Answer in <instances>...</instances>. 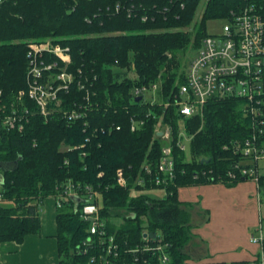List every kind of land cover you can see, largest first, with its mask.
I'll return each instance as SVG.
<instances>
[{"label":"trees","instance_id":"trees-1","mask_svg":"<svg viewBox=\"0 0 264 264\" xmlns=\"http://www.w3.org/2000/svg\"><path fill=\"white\" fill-rule=\"evenodd\" d=\"M253 1L264 8V0ZM200 2L11 0L0 5V116L20 104L28 109L21 131H0V164L13 165L0 170V244L21 243L25 236L39 233L42 202L53 196L60 204L58 264H159L150 252H132L144 244L145 235L152 245L157 239L168 244L166 264H187L183 248L190 237L188 205L178 200L177 188L247 180L228 173L243 159L240 148L251 133V122L235 97L210 99L201 117L184 118L175 110L187 66L209 35L206 21L228 19L250 0H207L193 24ZM48 39L69 48L65 70L73 80L58 92L59 106L51 105L44 117L26 97L20 103L17 93L27 86V41ZM189 50L193 54L181 66L178 54ZM50 59L46 55L42 60ZM130 63L137 79L127 77ZM155 82L161 86L154 104L132 97L135 86ZM80 107H86L80 120L63 117V111ZM130 117L145 121L139 131H130ZM179 119L192 136L191 159L186 161L185 151L173 143L175 178L165 197L132 196V188H155L144 170L148 165L155 173L161 157L163 141L155 135V125H171L176 139ZM260 137L257 142L264 146V132ZM119 169L125 188L116 184ZM137 180L145 186H137ZM87 186L100 194V216L116 244L110 254L101 239L89 237L88 222L80 218L84 199L67 195L71 190L82 194ZM257 186L264 188V174ZM115 218L122 221L117 224Z\"/></svg>","mask_w":264,"mask_h":264},{"label":"built area","instance_id":"built-area-1","mask_svg":"<svg viewBox=\"0 0 264 264\" xmlns=\"http://www.w3.org/2000/svg\"><path fill=\"white\" fill-rule=\"evenodd\" d=\"M10 1L0 0V5ZM115 10H119L118 4ZM27 48V86L25 90L17 93V99L20 102L26 97L45 117L49 114L51 105H54L53 108L59 106L58 92L65 90L73 80V75L65 70L70 62L69 48L52 43L50 39L27 41ZM46 55L51 59L44 62L42 59ZM58 63L63 66H59ZM53 69L58 71L49 73ZM159 86H161L160 82L135 86L132 89V97L135 100L140 97L142 101L152 105L156 101ZM80 88L83 89V85H80ZM88 95L89 90H87V97ZM234 97L241 100L240 108L243 115L251 122V133L240 148L243 159L234 164L230 172L228 171V176L251 180L257 185L260 175L264 174L260 164L264 161V146L257 142L264 132V8L258 6L253 0L225 19L219 33L207 35L202 39L198 50L193 54L187 66L185 82L179 85L178 98L174 106L176 112L184 118L201 117L204 106L210 99H234ZM20 106L19 109L11 107L9 112L0 116V131H21L23 129L28 109L21 104ZM162 106L166 108L167 104ZM85 114L86 107L69 112L63 111V117H67V120L71 122L80 120ZM129 124L130 131L137 132L143 127L145 121L130 117ZM159 132L160 135H158ZM155 135L163 141L161 157L155 173L151 174L148 165H145L144 170L147 175H151L148 179L149 184L153 183L155 185L153 188L161 194L160 198H164L168 183L175 178L173 143L179 151L183 152L185 145L178 133L176 139H173L171 125L165 126L158 122L155 125ZM189 136L191 140L192 136ZM122 172L120 169L117 170L116 184L125 188L127 182ZM136 185L145 186L144 181L141 180H137ZM72 187L71 185L70 188ZM84 190L82 194L71 190L67 195H78L84 199L85 203L80 209V218L88 222L89 237L97 236L99 240L101 239V245L105 244L106 253L110 254L116 249V244L114 237L107 235L105 222L100 216V206L97 204L100 194L88 186ZM147 190L149 189L132 188L130 194L132 196L147 194ZM59 206V202L56 201V207ZM144 240V244L132 252L141 254L150 252L159 264H166L169 261L166 253L167 243H162L161 239H157V243L152 245L146 235ZM250 241L261 247L258 258L234 264H264L261 228L257 229L256 234L250 236Z\"/></svg>","mask_w":264,"mask_h":264},{"label":"crops","instance_id":"crops-1","mask_svg":"<svg viewBox=\"0 0 264 264\" xmlns=\"http://www.w3.org/2000/svg\"><path fill=\"white\" fill-rule=\"evenodd\" d=\"M264 173V163L261 166ZM251 180L196 184L177 188L188 205L190 237L183 248L187 264H234L258 258L261 247L250 241L264 229V203ZM56 200L46 197L40 212L41 228L21 243L1 242L0 264H58ZM263 238H264V233Z\"/></svg>","mask_w":264,"mask_h":264},{"label":"rangeland","instance_id":"rangeland-1","mask_svg":"<svg viewBox=\"0 0 264 264\" xmlns=\"http://www.w3.org/2000/svg\"><path fill=\"white\" fill-rule=\"evenodd\" d=\"M207 2V0H201L198 8H197V11L195 14V18H194V23H197L200 19V16L203 12V9H204V6H205V3ZM224 20L222 19H210V20H207L206 23H205V28H206V33L207 34H216V33H219L220 32V29H221V26H222V23H223ZM193 53L189 50V51H186L185 53H179L178 54V57L181 61V66H184V64H186L188 58L190 57V55H192ZM182 68V67H180ZM127 73V77L130 78V79H137V75H136V72H134V69H133V65L132 63H130V67L129 69H127L126 71ZM177 132L179 134V136L181 135L182 137V143L185 145V156H186V161H189L191 159V154H190V136L189 134H187L186 132V129H185V126H184V120L183 119H179L178 120V126H177ZM264 163L261 162V166L262 164ZM147 195H149L150 197L152 198H155V199H159L161 197V194L160 192L157 190V189H149L147 190ZM260 198H261V201L262 203H264V194L261 193L260 194ZM122 220H120L119 218H115L114 219V222L115 223H120ZM262 230V229H261ZM262 233H264V229L262 231Z\"/></svg>","mask_w":264,"mask_h":264},{"label":"water","instance_id":"water-1","mask_svg":"<svg viewBox=\"0 0 264 264\" xmlns=\"http://www.w3.org/2000/svg\"><path fill=\"white\" fill-rule=\"evenodd\" d=\"M141 98L140 97H137L136 98V101H139ZM158 135H160V132L158 133ZM12 164L11 163H8V164H0V170H4V171H6V170H9V169H11L12 168ZM3 183V177H2V175L0 174V184H2ZM76 201L77 202H80V200L78 199V198H76Z\"/></svg>","mask_w":264,"mask_h":264}]
</instances>
